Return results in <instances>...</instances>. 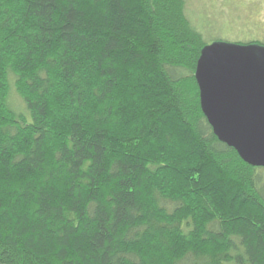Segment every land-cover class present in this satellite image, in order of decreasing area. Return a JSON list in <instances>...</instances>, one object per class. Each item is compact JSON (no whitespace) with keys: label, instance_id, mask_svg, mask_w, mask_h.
I'll return each instance as SVG.
<instances>
[{"label":"trees","instance_id":"16d2710c","mask_svg":"<svg viewBox=\"0 0 264 264\" xmlns=\"http://www.w3.org/2000/svg\"><path fill=\"white\" fill-rule=\"evenodd\" d=\"M186 6L0 0V264H264V168L202 111L221 40Z\"/></svg>","mask_w":264,"mask_h":264},{"label":"water","instance_id":"95a60500","mask_svg":"<svg viewBox=\"0 0 264 264\" xmlns=\"http://www.w3.org/2000/svg\"><path fill=\"white\" fill-rule=\"evenodd\" d=\"M195 78L218 139L264 168V45L213 42L202 49Z\"/></svg>","mask_w":264,"mask_h":264},{"label":"rangeland","instance_id":"374dc122","mask_svg":"<svg viewBox=\"0 0 264 264\" xmlns=\"http://www.w3.org/2000/svg\"><path fill=\"white\" fill-rule=\"evenodd\" d=\"M186 7L207 42L264 43V0H187Z\"/></svg>","mask_w":264,"mask_h":264}]
</instances>
